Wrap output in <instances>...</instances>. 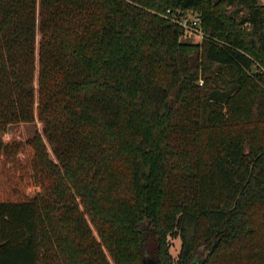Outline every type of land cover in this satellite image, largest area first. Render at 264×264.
I'll list each match as a JSON object with an SVG mask.
<instances>
[{
    "label": "trees",
    "instance_id": "1",
    "mask_svg": "<svg viewBox=\"0 0 264 264\" xmlns=\"http://www.w3.org/2000/svg\"><path fill=\"white\" fill-rule=\"evenodd\" d=\"M0 243V264H264V2L0 0Z\"/></svg>",
    "mask_w": 264,
    "mask_h": 264
},
{
    "label": "rangeland",
    "instance_id": "2",
    "mask_svg": "<svg viewBox=\"0 0 264 264\" xmlns=\"http://www.w3.org/2000/svg\"><path fill=\"white\" fill-rule=\"evenodd\" d=\"M261 1L264 2V0ZM187 18L191 21V24L188 22L189 24L186 26L187 31L184 34L183 39L192 43H201L203 40V32L193 24L196 18V13L188 12ZM188 19L186 20L188 21ZM38 127L39 125L35 123L14 124L9 126L3 136L6 140L13 137H19L20 139L26 140L32 138L35 135ZM51 157L54 158L53 154H51ZM35 193L36 189H32L31 194ZM170 244L171 253L175 258H177L181 249L180 238L170 237Z\"/></svg>",
    "mask_w": 264,
    "mask_h": 264
},
{
    "label": "water",
    "instance_id": "3",
    "mask_svg": "<svg viewBox=\"0 0 264 264\" xmlns=\"http://www.w3.org/2000/svg\"><path fill=\"white\" fill-rule=\"evenodd\" d=\"M1 245L2 243H0V246ZM203 260H204L203 257L197 256L190 264H201ZM143 264H159V262L156 258L147 254L146 257L144 258Z\"/></svg>",
    "mask_w": 264,
    "mask_h": 264
},
{
    "label": "built area",
    "instance_id": "4",
    "mask_svg": "<svg viewBox=\"0 0 264 264\" xmlns=\"http://www.w3.org/2000/svg\"><path fill=\"white\" fill-rule=\"evenodd\" d=\"M168 14H171V12L168 10ZM172 21H176V22H179L181 23L182 25H184L185 27L189 24L188 21L186 19H182L181 21H179L176 16H170Z\"/></svg>",
    "mask_w": 264,
    "mask_h": 264
}]
</instances>
